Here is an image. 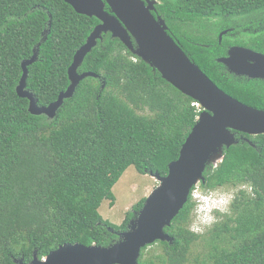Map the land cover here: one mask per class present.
<instances>
[{
	"label": "trees",
	"instance_id": "1",
	"mask_svg": "<svg viewBox=\"0 0 264 264\" xmlns=\"http://www.w3.org/2000/svg\"><path fill=\"white\" fill-rule=\"evenodd\" d=\"M260 13L264 0H159L154 16L166 21L188 58L222 91L264 111L261 82L235 78L218 62L230 46L256 49L258 39L224 37L220 43L193 34L212 20ZM99 24L64 0H0V264H30L35 254L44 259L65 245L118 243L147 198L119 226L103 219L102 204L115 205L113 189L130 167L167 176L198 121L195 101L111 34L78 70L98 78L82 81L55 119L33 116L17 93L22 63L41 44L27 90L39 107H48L69 88L74 57ZM235 135L238 144L224 148L222 162L210 165L201 183L206 190L235 192L229 214L218 212L207 235L196 234L190 195L165 229L173 242L144 248L139 264H264V135ZM201 240L205 251L194 256ZM151 247L157 248L148 252Z\"/></svg>",
	"mask_w": 264,
	"mask_h": 264
},
{
	"label": "water",
	"instance_id": "2",
	"mask_svg": "<svg viewBox=\"0 0 264 264\" xmlns=\"http://www.w3.org/2000/svg\"><path fill=\"white\" fill-rule=\"evenodd\" d=\"M64 1L77 14L96 18L100 24L74 57L68 71L69 88L48 107H39L34 94L27 90L28 68L36 63L41 44L34 50L33 57L22 63L23 76L17 93L20 98L29 101V112L33 116L55 119L65 101L74 97L82 81L98 78L94 73L80 74L78 70L98 42L103 40V35L107 34L120 40L183 95L198 102L203 112L183 145L178 160L169 165L168 175L150 174L160 185L146 199L127 231L119 235L118 243L108 248L65 245L44 259L35 254L30 264H139L144 248L159 241L173 242L165 229L171 227L187 205L194 186L205 183L207 168L222 162L224 148L238 144L235 133L264 135V111L227 95L188 58L169 34L166 21L154 16L158 4L155 0ZM106 7L110 11H106ZM218 62L237 76L264 79V56L252 50L234 47L228 57L220 58ZM20 264H23L22 261Z\"/></svg>",
	"mask_w": 264,
	"mask_h": 264
},
{
	"label": "rangeland",
	"instance_id": "3",
	"mask_svg": "<svg viewBox=\"0 0 264 264\" xmlns=\"http://www.w3.org/2000/svg\"><path fill=\"white\" fill-rule=\"evenodd\" d=\"M155 1L159 3V0ZM257 21L258 19L256 18V16H253L252 18H220L214 21L212 20L210 24H206V27L200 33H193L192 29H189V31H191V33L196 36H201V34H203L206 36V38L218 37L220 39L221 35H223L224 32H228L232 29H235L239 32H242L243 34L233 35L232 37L229 36V38H242L246 40L255 36V34L253 33H255L254 30L257 29ZM247 25V30H250L253 33H249L250 31L247 32L243 30V28L247 27ZM195 30L196 32L198 31L197 28H195ZM159 185L160 183L150 175H141L137 172L134 167H130L113 189V193L116 198L115 205L112 207L109 201H105L102 204L99 213L105 221H108L113 225L119 226L123 223L126 214L131 211L132 207L138 204L141 200L148 198L155 191V189L159 187ZM201 189L204 193H212L219 196H226L231 201L235 195V192L231 189H220L216 191L206 190L203 187H201ZM229 206L230 203L229 205H226L224 209H221L220 212H225L229 214ZM195 210L193 212V219L192 223L190 224V229L196 234L205 236L210 231V229L213 228V223L216 220L213 221L211 216H208L207 220H203L201 218L199 219V212L195 213ZM218 220H221V217ZM193 226L198 228L199 231L192 230ZM205 245L206 244L205 242H203V240L197 243L195 245L193 255L196 256L204 253ZM155 248L157 247L149 248L148 252L153 251ZM159 251L161 252L160 248H158V252Z\"/></svg>",
	"mask_w": 264,
	"mask_h": 264
},
{
	"label": "built area",
	"instance_id": "4",
	"mask_svg": "<svg viewBox=\"0 0 264 264\" xmlns=\"http://www.w3.org/2000/svg\"><path fill=\"white\" fill-rule=\"evenodd\" d=\"M192 106L197 109L199 114L203 112V108L198 102H194ZM214 167L216 168L217 165ZM191 199L196 204L195 213L199 212V219L201 218L203 220H207V217L213 212L224 209L230 201L229 198L223 195L219 196L212 193H204L201 189V184L194 186L191 191ZM221 201H226V203H221Z\"/></svg>",
	"mask_w": 264,
	"mask_h": 264
},
{
	"label": "flooded vegetation",
	"instance_id": "5",
	"mask_svg": "<svg viewBox=\"0 0 264 264\" xmlns=\"http://www.w3.org/2000/svg\"><path fill=\"white\" fill-rule=\"evenodd\" d=\"M256 16V18L258 19V21H257V23H256V25H257V29H255L254 30V32L255 33H253V32H251L250 30H247V28H248V25H247V27H245V28H243V30L244 31H247V32H249V33H253V34H255V36H253L254 38H256V39H258V46H257V48L256 49H252V48H250V47H244V46H230L228 49H227V52H226V55L224 56V57H228L229 56V52H230V50L232 49V48H234V47H242V48H246V49H249V50H252V51H254V52H256V53H258V54H261V55H263L264 56V44H263V39H264V13H260V14H257V15H255ZM248 18H250V17H248ZM252 18V17H251ZM227 19H229V18H227ZM224 33H226V32H224ZM223 33V37H222V40H223V38L226 36V37H232L233 35H241V34H243L242 32H239V31H237V30H235V29H232L231 31H228L226 34H224ZM236 38H232L231 40L232 41H234ZM252 39V38H251ZM222 40H220V43H222ZM227 71L229 72V70L227 69ZM230 73V72H229ZM232 74V73H231ZM234 75V77L235 78H239V79H243L244 81H249V79L250 78H248V77H245V76H237V75H235V74H233ZM252 80H257L258 82H261L260 84L262 85V86H264V79H252Z\"/></svg>",
	"mask_w": 264,
	"mask_h": 264
},
{
	"label": "clouds",
	"instance_id": "6",
	"mask_svg": "<svg viewBox=\"0 0 264 264\" xmlns=\"http://www.w3.org/2000/svg\"><path fill=\"white\" fill-rule=\"evenodd\" d=\"M230 201H231V200H230ZM230 201H229V203H231ZM221 203H226V201H221ZM229 203H227V205H229ZM218 212H219V213H222V212H220V211H216V212H213V213L210 215V216L212 217V220H213V221L216 220V214H217ZM224 213H225V212H224ZM224 213H222V214H224ZM204 228H205V226H204ZM192 230H194V231H199V229L196 228L195 226H193V229H192Z\"/></svg>",
	"mask_w": 264,
	"mask_h": 264
}]
</instances>
